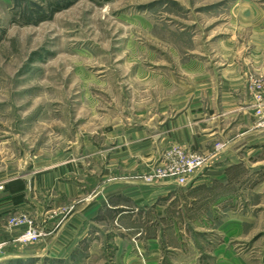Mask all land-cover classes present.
Returning <instances> with one entry per match:
<instances>
[{
  "label": "rangeland",
  "instance_id": "1",
  "mask_svg": "<svg viewBox=\"0 0 264 264\" xmlns=\"http://www.w3.org/2000/svg\"><path fill=\"white\" fill-rule=\"evenodd\" d=\"M262 9L264 0H0V178L80 160L90 143L103 146L179 94L201 93L190 62L216 66L232 46L247 56ZM247 79L250 93L264 91L262 75ZM235 173L225 192L253 218L228 243L246 264H264V198L247 193L245 171ZM253 200L261 203L250 210ZM194 236L202 264H213L220 236Z\"/></svg>",
  "mask_w": 264,
  "mask_h": 264
},
{
  "label": "crops",
  "instance_id": "2",
  "mask_svg": "<svg viewBox=\"0 0 264 264\" xmlns=\"http://www.w3.org/2000/svg\"><path fill=\"white\" fill-rule=\"evenodd\" d=\"M253 14L257 41L247 56L228 41L231 57L216 66L190 62L187 70L203 77L201 93L179 94L160 114L107 135L104 147L90 143L80 160L0 178V264H202L198 233L221 238L213 264H246L228 242L239 240L253 217L241 216L237 197L225 191L243 170L247 193L264 198V125L246 84L252 72L264 77V9ZM175 147L205 157L188 177L192 184L146 183ZM20 214L46 231L39 244L17 242L22 228L8 221Z\"/></svg>",
  "mask_w": 264,
  "mask_h": 264
},
{
  "label": "built area",
  "instance_id": "3",
  "mask_svg": "<svg viewBox=\"0 0 264 264\" xmlns=\"http://www.w3.org/2000/svg\"><path fill=\"white\" fill-rule=\"evenodd\" d=\"M255 101V113L260 117V124L264 125V91L262 89L255 93ZM204 163L203 154L175 147L163 157L153 172L146 176L145 182L150 184L158 180H172L178 185L190 186L192 180L188 177L194 175ZM3 189L4 185L0 184V191ZM8 225L22 228V232L17 238V242L21 246L37 245L46 236V231L26 214L12 217L9 219Z\"/></svg>",
  "mask_w": 264,
  "mask_h": 264
}]
</instances>
